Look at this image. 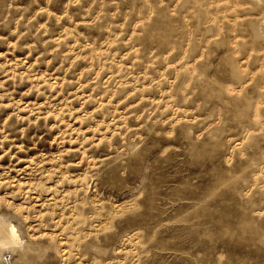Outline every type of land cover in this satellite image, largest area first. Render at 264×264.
Masks as SVG:
<instances>
[{
    "label": "rangeland",
    "instance_id": "rangeland-1",
    "mask_svg": "<svg viewBox=\"0 0 264 264\" xmlns=\"http://www.w3.org/2000/svg\"><path fill=\"white\" fill-rule=\"evenodd\" d=\"M0 230V264H264V0H0Z\"/></svg>",
    "mask_w": 264,
    "mask_h": 264
},
{
    "label": "bare ground",
    "instance_id": "bare-ground-1",
    "mask_svg": "<svg viewBox=\"0 0 264 264\" xmlns=\"http://www.w3.org/2000/svg\"><path fill=\"white\" fill-rule=\"evenodd\" d=\"M3 241L5 242V244H7V243L8 244H14V243L17 242V235H16V233H15L13 228H11L10 230H6L4 232Z\"/></svg>",
    "mask_w": 264,
    "mask_h": 264
}]
</instances>
